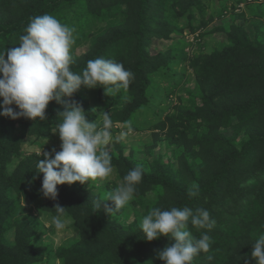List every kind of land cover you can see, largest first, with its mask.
<instances>
[{
	"label": "trees",
	"instance_id": "obj_1",
	"mask_svg": "<svg viewBox=\"0 0 264 264\" xmlns=\"http://www.w3.org/2000/svg\"><path fill=\"white\" fill-rule=\"evenodd\" d=\"M216 1L227 13L231 0H0V53L18 47L31 18L51 14L75 27L76 43L93 39L86 53L72 52V71L82 74L87 61L104 58L134 74L127 89L115 95L82 87L65 98L82 105L89 121L100 126L103 118L93 104L109 113L114 137L121 126L142 130L136 125L139 117L153 106L161 107L163 94L173 92L163 83L173 84L174 90L179 86L174 80L183 76L177 66L185 56L195 78V88L178 98L174 112L159 115L150 125L153 143L142 153L151 162L139 158L134 146L127 154L126 143L115 138L110 151L114 180L99 188L88 183L58 185L56 200L41 192L43 174L37 176V163L44 154H24L23 149L27 142L49 147L54 138L58 146L49 148L51 155L61 150L53 129L64 104L52 101L45 120L0 115V264H42L52 252L61 264H164L158 253L175 241H146L140 225L151 209L173 207L204 208L216 222L210 231L189 223L194 236L207 232L212 241L210 251L201 252L192 264H256L253 244L264 234V0L249 6L250 17L245 12L235 16L236 7L247 1L235 0L231 20L205 32L214 20L213 15L207 18L208 9ZM237 18L244 23L238 24ZM187 32L199 35L190 42ZM218 32L226 34L224 43L210 53H194L207 34ZM174 35L179 38L166 51L151 53L153 36L164 41ZM161 141L172 153L167 162L155 157ZM137 165L144 173L133 200L110 215L107 209L114 204L107 201L109 192ZM194 184L198 194L190 198ZM57 204L66 209L78 237L52 251L39 242L40 231L49 230L39 215L52 223ZM132 215L134 220L125 223Z\"/></svg>",
	"mask_w": 264,
	"mask_h": 264
},
{
	"label": "clouds",
	"instance_id": "obj_2",
	"mask_svg": "<svg viewBox=\"0 0 264 264\" xmlns=\"http://www.w3.org/2000/svg\"><path fill=\"white\" fill-rule=\"evenodd\" d=\"M75 31V27L61 23L51 14L38 15L30 19L18 47L0 53V107L3 109L0 115L13 120L24 117L38 121L46 119V109L52 101L65 106V110L58 113L60 122L53 129L62 142L61 150H53L54 157L44 153L45 159L37 163V176L43 174L41 192L52 200L58 196V185L96 182L100 187V182L113 173L108 148L113 127L110 114H99L103 118L100 126L97 121H89L82 105L74 100L66 102L65 98L73 97L82 87L103 88L106 95H115L127 89L134 77L122 63L104 58L87 61L82 74L72 71ZM12 105L19 111H14ZM131 131L129 126L121 136ZM143 173V166L137 165L109 192L107 201L114 204V208L107 209L110 215L133 200ZM198 190L199 186L194 184L188 196L196 197ZM96 206L99 208L100 203ZM65 210L59 204L55 207L52 224L58 231L65 229L68 223ZM189 223L197 229L210 231L216 222L204 208H153L143 217L140 227L146 241L161 237L175 241L158 253L164 264H192L201 252L210 251L212 241L207 232L199 238L194 236ZM251 256L256 264H264V234L254 242Z\"/></svg>",
	"mask_w": 264,
	"mask_h": 264
},
{
	"label": "rangeland",
	"instance_id": "obj_3",
	"mask_svg": "<svg viewBox=\"0 0 264 264\" xmlns=\"http://www.w3.org/2000/svg\"><path fill=\"white\" fill-rule=\"evenodd\" d=\"M235 0H231V4H234ZM257 4L259 3L256 0H247L246 2H243L242 4L238 5L235 9V16L237 15L236 13H242L245 12V14L247 16H251L249 13V6H253V4ZM223 3L220 1H216L215 3H213V5L208 9V15L207 18H209L211 15H213L214 20L213 22H211L207 28V31H210L214 26L216 25H221L222 23L225 22H229L231 20V16L232 14H229V12L231 11L230 7L231 4H229V10L227 11V13H224L225 9L223 8ZM225 14V15H223ZM237 23L238 24H243L244 20L242 18H237ZM187 34H189V36L187 37V39H189L190 41H193V36L192 34H190L189 32H187ZM148 35V34H146ZM149 36V35H148ZM173 39L170 40H162L156 36H153L152 38V43L149 47L151 53L153 55H157L158 53H160L161 51H166L174 42V40L178 39V36H172ZM76 40V39H75ZM93 39H89L86 43H76L73 45L72 48V52L77 54V55H82L84 53H86L89 49L90 46V42ZM226 41V34L218 32V33H212V34H207V36L203 39L202 43H199L198 45H195L194 47V53L195 52H206V53H210L213 50H215L216 48H218L222 43H224ZM198 42V41H197ZM205 42V43H204ZM177 68L179 70L182 71V74H180V76L175 79L174 81H179V86L174 90L171 89V85L173 84H169L168 81H165L164 87L168 90V91H173L171 92V95L167 96L165 93L163 94V102H161L162 106L161 107H155L153 106L152 109H150L149 111L145 112L144 114H142L139 119H138V124H136L137 126L141 127L142 130H134L131 127L132 131L130 133H128L126 136H121L122 132H127L128 128H125L123 126H121V131H119L118 133H116V136L114 137L112 135V140L110 141V145L108 146L109 151L113 150V139L118 138L121 139L124 143H126V153L129 154L130 153V149L132 146L138 148L139 151V158H149L147 155H145L144 153H142L145 149L146 146L150 145L153 143V131L150 130V125L153 123H156L158 118L160 117L159 115H161L162 118H164L166 115L171 114L174 112V107L179 103L178 98L179 97H186L188 95L187 89H191L193 90L195 88V78H194V74L193 71L189 68V62H188V56H185L183 58V60L181 61V63L177 66ZM173 81V83H174ZM170 85V86H168ZM93 107L95 108V110H97V113L100 114L101 110H99V108L97 106H95L93 104ZM146 121H149V123H145ZM227 135H231L232 130H227L226 131ZM54 145L58 146V140L54 141V138L51 139V142H49V147L48 144H46L45 146L47 147H37V146H32L29 142H27L24 145V149H23V153L24 154H29V153H39V154H44V153H49L51 154V150L49 149L50 147H54ZM171 152L169 147L167 146V143L164 141H161L156 150H155V157H163V159L167 162L168 158L171 157ZM150 162L153 160L152 158H149ZM177 167V163L174 164V168ZM115 175L114 173H112L108 178H106L105 180L100 182V186L106 185L108 182L114 180ZM96 186V182H90L88 183V187L91 186ZM97 187V186H96ZM99 188V187H97ZM98 192L97 189L94 190L93 195H96ZM152 196H148V198H151ZM38 215V214H36ZM135 216L132 215L129 221H126L125 223H129L132 222L134 220ZM39 219L42 220V222H44V224L49 227V230H47L46 232L40 231V237L39 242H43L45 244H48V246L50 247V249L53 251L55 250L59 245L72 240L74 238L78 237V232L74 229L70 227L71 222L68 220V223L66 224L65 229L63 230H56L55 228L53 229V225L51 222H49L48 219L44 218L43 216L39 215ZM142 222V220H141ZM14 238V233L11 232L9 234V239L10 241H13ZM42 264H61L60 261L56 260L53 252L51 256L46 257V259L44 260V262H42Z\"/></svg>",
	"mask_w": 264,
	"mask_h": 264
},
{
	"label": "built area",
	"instance_id": "obj_4",
	"mask_svg": "<svg viewBox=\"0 0 264 264\" xmlns=\"http://www.w3.org/2000/svg\"><path fill=\"white\" fill-rule=\"evenodd\" d=\"M197 35H199V34H197ZM197 35H192L193 36V41L195 40V36H197ZM185 36H186V39H187V37L189 36V34H187V33H185ZM188 41H190L189 39H187ZM193 41H190V42H193Z\"/></svg>",
	"mask_w": 264,
	"mask_h": 264
}]
</instances>
